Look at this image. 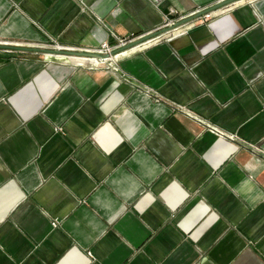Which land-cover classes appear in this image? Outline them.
I'll list each match as a JSON object with an SVG mask.
<instances>
[{
  "label": "crops",
  "instance_id": "crops-1",
  "mask_svg": "<svg viewBox=\"0 0 264 264\" xmlns=\"http://www.w3.org/2000/svg\"><path fill=\"white\" fill-rule=\"evenodd\" d=\"M221 1L0 0V264H264V0L10 48Z\"/></svg>",
  "mask_w": 264,
  "mask_h": 264
},
{
  "label": "water",
  "instance_id": "water-1",
  "mask_svg": "<svg viewBox=\"0 0 264 264\" xmlns=\"http://www.w3.org/2000/svg\"><path fill=\"white\" fill-rule=\"evenodd\" d=\"M238 1L241 0H222L221 2H218L212 6H209L195 14H193L192 16L182 19L179 22L175 23L172 26L169 27H165L161 30H157L151 33H148L147 35H142V37H140L138 40H134V41H130L127 44H124L122 46H119L118 48H116L115 50L112 51L111 55H115L117 53H121L124 51H127L139 44H142L148 40H153L157 37H159L160 35L164 34V33H168L171 32L175 29H177L178 27L187 24L195 19L201 18V17H206L207 15H209L212 12H215L221 8H225L228 7ZM1 47V46H0ZM3 47V46H2ZM11 49H14L15 51H22V52H38L44 55H62V56H66V57H71V56H78V57H83V58H97L100 61H106L107 59H109L108 54H99L97 52H84V51H76V50H64V49H51V48H33V47H26V46H11Z\"/></svg>",
  "mask_w": 264,
  "mask_h": 264
},
{
  "label": "rangeland",
  "instance_id": "rangeland-1",
  "mask_svg": "<svg viewBox=\"0 0 264 264\" xmlns=\"http://www.w3.org/2000/svg\"><path fill=\"white\" fill-rule=\"evenodd\" d=\"M171 21L172 20H168L167 22V24H170L171 23ZM166 24V25H167ZM125 43H123V45H124ZM110 47H112V46H110ZM116 48H113L111 51H109V52H106L105 54H111L112 53V51L113 50H115ZM126 52V51H125ZM98 53V52H97ZM99 54H102V53H99ZM116 56V55H115ZM114 56V57H115ZM48 58H50L51 60H58V61H69V62H75L76 64H78V65H88V66H90V65H93V66H96V67H99V66H97V65H105L104 63H101V61H97V60H94V61H89V59H78V58H75V57H64V56H51L50 55V57H49V55H48ZM111 58H109L107 61H106V63L110 60ZM115 60H117L116 58H115ZM75 63H73V64H75Z\"/></svg>",
  "mask_w": 264,
  "mask_h": 264
},
{
  "label": "built area",
  "instance_id": "built-area-1",
  "mask_svg": "<svg viewBox=\"0 0 264 264\" xmlns=\"http://www.w3.org/2000/svg\"><path fill=\"white\" fill-rule=\"evenodd\" d=\"M122 41H123V40H118V45L115 46V47H110L108 43H103V44L101 45V47H100L98 50H96V51H97L98 53L105 54L106 52L111 51L113 48H118L119 46H122V45H123V44H122ZM52 225L55 226V223H52Z\"/></svg>",
  "mask_w": 264,
  "mask_h": 264
},
{
  "label": "bare ground",
  "instance_id": "bare-ground-1",
  "mask_svg": "<svg viewBox=\"0 0 264 264\" xmlns=\"http://www.w3.org/2000/svg\"><path fill=\"white\" fill-rule=\"evenodd\" d=\"M207 16H208V15H207ZM176 23H177V22H176ZM173 25H174V24H173ZM137 46H138V45H137ZM135 47H136V46H135ZM133 48H134V47H133ZM131 49H132V48H131ZM122 53H125V51H124V52H121V53H117V54H115V55L117 56V55H120V54H122ZM109 55H110V54H109ZM115 55H113V56H115ZM51 56H62V55H51ZM111 56H112V55H111ZM49 57H50V55H49ZM64 57H66V56H64ZM68 57H69V56H68ZM71 57H75V58H78V59H89V60H97V61L99 60V59H97V58H83V57H78V56H71ZM109 58H110V56H109ZM107 60H108V59H107ZM107 60H106V61H107ZM99 61H100V60H99ZM106 61H105V62H106ZM101 63H104V61H103V62L101 61Z\"/></svg>",
  "mask_w": 264,
  "mask_h": 264
}]
</instances>
